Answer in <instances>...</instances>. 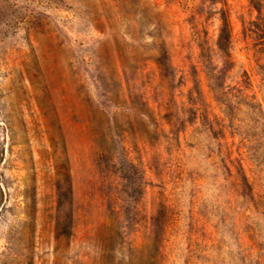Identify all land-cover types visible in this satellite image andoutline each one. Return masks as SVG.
<instances>
[{"label": "rangeland", "instance_id": "374dc122", "mask_svg": "<svg viewBox=\"0 0 264 264\" xmlns=\"http://www.w3.org/2000/svg\"><path fill=\"white\" fill-rule=\"evenodd\" d=\"M0 264H264V0H0Z\"/></svg>", "mask_w": 264, "mask_h": 264}, {"label": "trees", "instance_id": "16d2710c", "mask_svg": "<svg viewBox=\"0 0 264 264\" xmlns=\"http://www.w3.org/2000/svg\"><path fill=\"white\" fill-rule=\"evenodd\" d=\"M255 3V1H254ZM259 5V4H258ZM230 43V31L226 22L222 23V26L219 29L217 44L219 48L225 52L228 44Z\"/></svg>", "mask_w": 264, "mask_h": 264}]
</instances>
